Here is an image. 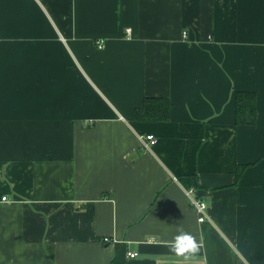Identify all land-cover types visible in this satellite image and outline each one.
I'll return each instance as SVG.
<instances>
[{"label": "crops", "instance_id": "crops-1", "mask_svg": "<svg viewBox=\"0 0 264 264\" xmlns=\"http://www.w3.org/2000/svg\"><path fill=\"white\" fill-rule=\"evenodd\" d=\"M0 264H264V0H0Z\"/></svg>", "mask_w": 264, "mask_h": 264}, {"label": "trees", "instance_id": "trees-1", "mask_svg": "<svg viewBox=\"0 0 264 264\" xmlns=\"http://www.w3.org/2000/svg\"><path fill=\"white\" fill-rule=\"evenodd\" d=\"M258 101L256 93L238 91L235 94L236 124L255 125L258 120ZM173 103L168 98L147 97L141 107L136 110V121L139 122H164L170 118ZM182 182L187 188L197 187L195 175L182 177Z\"/></svg>", "mask_w": 264, "mask_h": 264}, {"label": "built area", "instance_id": "built-area-1", "mask_svg": "<svg viewBox=\"0 0 264 264\" xmlns=\"http://www.w3.org/2000/svg\"><path fill=\"white\" fill-rule=\"evenodd\" d=\"M184 36H186V33H184ZM99 48L102 49L103 48V44L99 43ZM140 140V144L142 146V148L144 149H149L151 145L156 144L157 140L156 138L151 135H141L139 137ZM188 193L190 194V196L194 193L193 189H190L188 191ZM3 200H6V198H3ZM192 200V204L197 212L198 215V220L200 223L205 222L208 219L207 216V209H208V205L206 203V201H204L203 199L197 198V197H191ZM105 243L109 242V238H105L103 240ZM138 256V253H129V257L131 258H136Z\"/></svg>", "mask_w": 264, "mask_h": 264}, {"label": "clouds", "instance_id": "clouds-1", "mask_svg": "<svg viewBox=\"0 0 264 264\" xmlns=\"http://www.w3.org/2000/svg\"><path fill=\"white\" fill-rule=\"evenodd\" d=\"M170 250L177 256L189 258L199 251V243L192 235L180 232L173 241L168 242Z\"/></svg>", "mask_w": 264, "mask_h": 264}]
</instances>
